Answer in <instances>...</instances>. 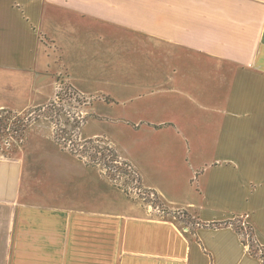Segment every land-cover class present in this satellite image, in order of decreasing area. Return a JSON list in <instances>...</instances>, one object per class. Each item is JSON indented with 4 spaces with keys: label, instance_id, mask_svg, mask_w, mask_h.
Segmentation results:
<instances>
[{
    "label": "crops",
    "instance_id": "obj_1",
    "mask_svg": "<svg viewBox=\"0 0 264 264\" xmlns=\"http://www.w3.org/2000/svg\"><path fill=\"white\" fill-rule=\"evenodd\" d=\"M60 82L79 139L136 169L160 216L62 149L45 123L0 155V264H264V0H0V110Z\"/></svg>",
    "mask_w": 264,
    "mask_h": 264
},
{
    "label": "trees",
    "instance_id": "obj_2",
    "mask_svg": "<svg viewBox=\"0 0 264 264\" xmlns=\"http://www.w3.org/2000/svg\"><path fill=\"white\" fill-rule=\"evenodd\" d=\"M63 95L65 98L72 100L76 105L75 107L81 106L82 104L83 106L85 105V99L70 86L66 87V89L63 91ZM61 102L62 97L60 93H56L55 98L45 106L33 108L21 114L14 113L9 110H0V141L10 138L17 142H21L26 136V133L28 132L32 123L37 121L40 117L49 119L54 116V114L58 117L61 115L67 116L69 113L66 115V113L63 112V106L57 108L56 111L54 109L56 108V105ZM50 106L53 109L51 108L50 111H47L46 109ZM30 112L41 113L30 118L28 117ZM73 114L74 118L70 116L68 118H73L71 121L74 123L71 124L69 129L64 128L65 131L63 132L65 136H54V140L62 149L69 151L71 154L85 161L88 165L98 168L108 177L114 186L122 189L126 194L130 195L134 192L135 198L142 201L144 205H149L153 208L154 206L162 208L163 214L161 216H170L181 222L184 221L186 223H196L195 220H192L189 215L183 211H168L163 208L158 195L154 191L142 187L140 177L136 169L133 168L127 161L121 159L108 141L103 138H92L86 140L79 139L78 131L84 124L86 117L81 116L79 111H75ZM116 179H122L123 184H118ZM237 221L240 223V220ZM229 224L237 231V233H239L240 236H242L240 233L242 227H244L250 233L247 239L249 253L254 256H258L262 263H264V247L260 246L256 242L251 225L245 224L244 226L240 227V224L236 225L235 221L220 224L197 223V225L203 227H217Z\"/></svg>",
    "mask_w": 264,
    "mask_h": 264
},
{
    "label": "rangeland",
    "instance_id": "obj_3",
    "mask_svg": "<svg viewBox=\"0 0 264 264\" xmlns=\"http://www.w3.org/2000/svg\"><path fill=\"white\" fill-rule=\"evenodd\" d=\"M67 86L68 85L65 82H60L58 84V87L56 89V93H60V95L62 97V102L59 103V104H57L56 105V108H54V109L56 111L57 108H59L60 106H63V112L66 113V115L68 113L70 115L69 114L67 116H65V115L62 116L61 115V116L58 117L57 115L54 114V116H52L51 118H49L50 120L40 117L37 121H35V122L32 123V125L30 126V128L33 127V126H37L40 123H45V124H47L52 129V132H53L52 135H53V137L54 136H57V137L65 136L64 135V132H63V131H65L64 128H67V129L70 128L71 124L74 123L73 121H71L74 118V114L73 113L75 111L78 112L80 110V108H82V106H83V104H82L81 106L75 107L76 105H75V103L72 100H69L68 98H65L64 97L63 91L66 89ZM86 101L87 100H85V103H86ZM51 108L52 107L50 106L46 110L47 111H50ZM39 113H41V112H30V115H28V117L32 118L34 116H37ZM69 116L70 117H73V118L70 119V118H68ZM18 143L19 142L15 141L13 139H10V138L1 140L0 141V155H2V157H10V152H11L12 148L16 144H18ZM106 178H108V177L106 176ZM116 181H117L118 184H123V180L122 179H116ZM131 194L135 197L134 192L131 193ZM154 207H156V206H154ZM235 223H236V225H239L240 224V223H238V221H235ZM239 226L242 227L241 224ZM240 231H241L240 233L242 234V237H245V239L247 240L248 239L247 237H248V235L250 233L244 227H242V230H240Z\"/></svg>",
    "mask_w": 264,
    "mask_h": 264
},
{
    "label": "built area",
    "instance_id": "obj_4",
    "mask_svg": "<svg viewBox=\"0 0 264 264\" xmlns=\"http://www.w3.org/2000/svg\"><path fill=\"white\" fill-rule=\"evenodd\" d=\"M149 208H152L154 211H156V213L158 214V215H162L163 214V210H162V208H160V207H158V206H156V207H151V206H149ZM237 220H240V224H241V226H244L245 224H247L246 222H245V220L243 219V218H234L232 221H237ZM242 237V236H241ZM244 238V239H243ZM248 238V237H247ZM242 239H243V241L248 245V240H246L245 239V237H242Z\"/></svg>",
    "mask_w": 264,
    "mask_h": 264
}]
</instances>
